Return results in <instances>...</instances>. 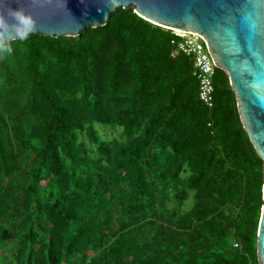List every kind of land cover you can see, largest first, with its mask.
Segmentation results:
<instances>
[{"label": "trees", "instance_id": "1", "mask_svg": "<svg viewBox=\"0 0 264 264\" xmlns=\"http://www.w3.org/2000/svg\"><path fill=\"white\" fill-rule=\"evenodd\" d=\"M176 39L117 9L0 56V264H258L262 162Z\"/></svg>", "mask_w": 264, "mask_h": 264}, {"label": "water", "instance_id": "2", "mask_svg": "<svg viewBox=\"0 0 264 264\" xmlns=\"http://www.w3.org/2000/svg\"><path fill=\"white\" fill-rule=\"evenodd\" d=\"M8 8L32 18L29 35L49 38H75L128 8L152 25L201 36L213 64L228 78L242 128L262 162L255 252L264 264V0H0V12Z\"/></svg>", "mask_w": 264, "mask_h": 264}, {"label": "built area", "instance_id": "3", "mask_svg": "<svg viewBox=\"0 0 264 264\" xmlns=\"http://www.w3.org/2000/svg\"><path fill=\"white\" fill-rule=\"evenodd\" d=\"M175 35V52L189 57L193 62L194 73L198 82L197 97L206 107L213 105V78L216 67L211 60L208 49L203 38L189 32L172 31Z\"/></svg>", "mask_w": 264, "mask_h": 264}, {"label": "clouds", "instance_id": "4", "mask_svg": "<svg viewBox=\"0 0 264 264\" xmlns=\"http://www.w3.org/2000/svg\"><path fill=\"white\" fill-rule=\"evenodd\" d=\"M34 29V21L19 8L0 12V56L11 55L16 41L24 40Z\"/></svg>", "mask_w": 264, "mask_h": 264}, {"label": "rangeland", "instance_id": "5", "mask_svg": "<svg viewBox=\"0 0 264 264\" xmlns=\"http://www.w3.org/2000/svg\"><path fill=\"white\" fill-rule=\"evenodd\" d=\"M97 131L103 135V137L105 138L104 140L109 141L115 137H118L119 133H121V128L119 127H115V128H111V127H101L99 125L96 126ZM105 130V131H102ZM190 206V201H187L185 203L184 209L183 210H187Z\"/></svg>", "mask_w": 264, "mask_h": 264}]
</instances>
